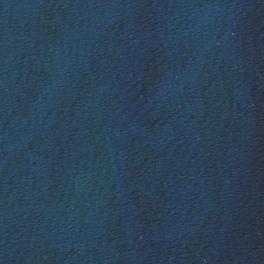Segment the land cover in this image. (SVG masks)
<instances>
[{
    "label": "water",
    "instance_id": "95a60500",
    "mask_svg": "<svg viewBox=\"0 0 264 264\" xmlns=\"http://www.w3.org/2000/svg\"><path fill=\"white\" fill-rule=\"evenodd\" d=\"M0 264H264V0H0Z\"/></svg>",
    "mask_w": 264,
    "mask_h": 264
}]
</instances>
